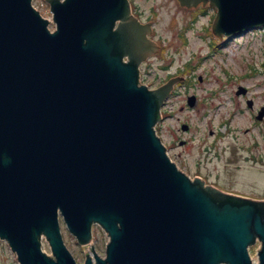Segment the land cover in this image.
<instances>
[{
	"label": "water",
	"instance_id": "1",
	"mask_svg": "<svg viewBox=\"0 0 264 264\" xmlns=\"http://www.w3.org/2000/svg\"><path fill=\"white\" fill-rule=\"evenodd\" d=\"M45 1L52 31L32 0H0V238L18 263L78 264L61 219L91 247L83 264H264V201L191 179L156 135L180 79L139 84L157 50L128 0ZM210 3L219 37L264 25V0ZM94 225L108 236L104 256Z\"/></svg>",
	"mask_w": 264,
	"mask_h": 264
},
{
	"label": "rangeland",
	"instance_id": "2",
	"mask_svg": "<svg viewBox=\"0 0 264 264\" xmlns=\"http://www.w3.org/2000/svg\"><path fill=\"white\" fill-rule=\"evenodd\" d=\"M32 4L42 16L51 18L45 0H33ZM136 4L154 21L152 38L160 46L141 67L140 83L157 89L170 76L180 79L166 95L156 124L170 158L191 178L198 174L227 192L263 197L264 183L257 179L262 174L258 171L264 167L252 166L245 156L264 158V139H259L264 120L257 121L253 116L264 104V26L216 44L210 28L216 7L182 10L176 0H136ZM193 18L192 26L181 33L179 29H185ZM49 27L55 28L51 19ZM238 84L248 87L254 110L232 95ZM191 96L194 100L189 106ZM182 124L188 126L187 130L182 129ZM181 140L186 141L184 145H180ZM254 140L259 141L257 148L252 152L246 150ZM241 143L243 150L239 149ZM231 145L236 146L233 156L229 152ZM60 224L66 247L76 262L83 264L85 256L92 254L90 246H80L61 219ZM92 233L93 248L104 256L107 234L97 225L92 227ZM41 242L42 249L51 255L44 237ZM258 245L256 242L249 247L253 259ZM0 264H18L15 254L2 240Z\"/></svg>",
	"mask_w": 264,
	"mask_h": 264
},
{
	"label": "flooded vegetation",
	"instance_id": "3",
	"mask_svg": "<svg viewBox=\"0 0 264 264\" xmlns=\"http://www.w3.org/2000/svg\"><path fill=\"white\" fill-rule=\"evenodd\" d=\"M129 1V9H130V16L135 19L134 21H136L139 25H142L144 26V28L146 29V32H145V39L146 41H151L153 40L152 38V35H153V31H154V24H153V20L151 18H147V16H145V12H141L139 9H138V6L136 4V0H128ZM198 6L200 7H214V6H211V4L209 2H206V3H201L199 4ZM208 9V8H207ZM149 15V14H148ZM193 22H191V25H192ZM119 24V22H117V25ZM151 30V31H150ZM151 39V40H150ZM147 43H150V42H147ZM124 60L128 61V57L127 56H124ZM147 60L144 61V63H142V67L144 64H146ZM249 94V90H248V87L247 86H244L242 84H238L236 86V88L234 89L233 91V94L232 95H235L236 97H240L242 99V102L248 107L249 110H254L253 108V99L252 98H249L248 96ZM262 112L263 114L261 115L260 118H258V113ZM255 120H264V104L259 106L256 111L254 112L253 114ZM244 132L246 133L247 130H244ZM259 139H264V130L261 134H259ZM185 141H183L184 143ZM258 142L257 140H254L252 143H248L249 144V147L246 149V150H249L250 152H252L254 149L257 148L258 146ZM244 145L243 143L240 144L239 146V149L240 150H243L244 149ZM235 149H236V146L235 145H231L230 146V155L233 156L235 154ZM245 158H249L248 160H250L252 162V166H256L257 164L258 165H262V167H264V158L259 156V157H254V156H245ZM263 169V171H258V172H261V176L263 177V183H264V168H261V170ZM215 185V184H214ZM261 199H264V197H262Z\"/></svg>",
	"mask_w": 264,
	"mask_h": 264
},
{
	"label": "bare ground",
	"instance_id": "4",
	"mask_svg": "<svg viewBox=\"0 0 264 264\" xmlns=\"http://www.w3.org/2000/svg\"><path fill=\"white\" fill-rule=\"evenodd\" d=\"M93 227V226H92ZM108 242V241H107ZM106 242V243H107ZM91 248V247H90ZM105 249H106V246H105ZM93 250H94V252L96 253V251H95V249L93 248ZM71 253V252H70ZM97 254V253H96ZM71 255H72V253H71ZM89 256H93V254H88ZM73 256V255H72ZM87 256V255H86ZM100 256V255H99Z\"/></svg>",
	"mask_w": 264,
	"mask_h": 264
}]
</instances>
